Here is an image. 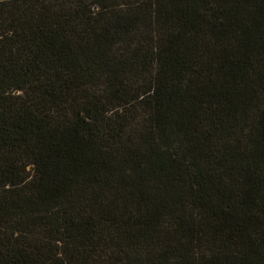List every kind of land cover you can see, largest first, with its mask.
<instances>
[{
  "label": "trees",
  "instance_id": "trees-1",
  "mask_svg": "<svg viewBox=\"0 0 264 264\" xmlns=\"http://www.w3.org/2000/svg\"><path fill=\"white\" fill-rule=\"evenodd\" d=\"M0 264H264V0H0Z\"/></svg>",
  "mask_w": 264,
  "mask_h": 264
}]
</instances>
